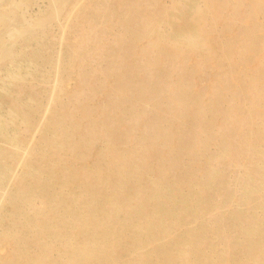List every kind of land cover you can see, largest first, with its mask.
<instances>
[{
	"label": "bare ground",
	"instance_id": "6f19581e",
	"mask_svg": "<svg viewBox=\"0 0 264 264\" xmlns=\"http://www.w3.org/2000/svg\"><path fill=\"white\" fill-rule=\"evenodd\" d=\"M36 4L0 0V264H264V0Z\"/></svg>",
	"mask_w": 264,
	"mask_h": 264
},
{
	"label": "rangeland",
	"instance_id": "374dc122",
	"mask_svg": "<svg viewBox=\"0 0 264 264\" xmlns=\"http://www.w3.org/2000/svg\"><path fill=\"white\" fill-rule=\"evenodd\" d=\"M29 1H33V0H29ZM34 1H35V0H34ZM48 1H49V0H36L37 4H36V7H35V8H37L38 6H43V7H44L45 5H47ZM44 4H45V5H44ZM35 8H33V9L35 10ZM204 14H205L204 17H206V18H210L211 22H214V20L211 18V15L206 14V13H204ZM95 19L98 20L97 17H95ZM117 19H118V17H115V18L112 19V21H108V22H106V26H108L109 28H111V27L113 26L114 22H115ZM260 19H262V17H261ZM112 32H113V30L111 31V33H112ZM222 34H223V36H224L226 39H228V38L230 37V34H229L228 32H225V33H222ZM260 213H261V212H260Z\"/></svg>",
	"mask_w": 264,
	"mask_h": 264
}]
</instances>
